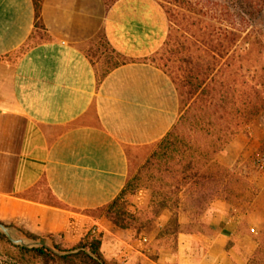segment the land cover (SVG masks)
Returning a JSON list of instances; mask_svg holds the SVG:
<instances>
[{
    "label": "crops",
    "instance_id": "crops-1",
    "mask_svg": "<svg viewBox=\"0 0 264 264\" xmlns=\"http://www.w3.org/2000/svg\"><path fill=\"white\" fill-rule=\"evenodd\" d=\"M39 22L33 0H0V222L69 248L101 235L109 264H245L240 235L188 229L184 213L173 242L102 213L136 152L180 115L176 84L152 61L170 30L160 2L43 0Z\"/></svg>",
    "mask_w": 264,
    "mask_h": 264
},
{
    "label": "rangeland",
    "instance_id": "rangeland-1",
    "mask_svg": "<svg viewBox=\"0 0 264 264\" xmlns=\"http://www.w3.org/2000/svg\"><path fill=\"white\" fill-rule=\"evenodd\" d=\"M158 1L167 13L170 30L152 61L176 84L180 115L164 139L136 152L127 186L112 211L128 212L127 222L138 232L171 234V242L180 230L175 215L184 213L181 218L187 228L199 233L212 236L223 228L234 231L240 235L234 237V244L245 264H264L262 254L252 260L264 235V110L252 116L248 110L255 101L246 102L238 116L220 107L215 110L208 95L211 75L198 90L191 88L188 79L191 63L199 61L214 67L215 73L220 69L218 81H235L250 98L255 91L264 95L260 87L263 45L245 55L248 42L258 41L264 33V17L246 25L242 0ZM97 50L102 55L107 52L103 39L98 41ZM89 52L97 58L95 50ZM184 114L187 119L182 124ZM224 140L229 142L221 147ZM106 211L104 208L102 213ZM167 216V227H160ZM237 260L235 264H239ZM0 264L71 263L21 252L0 237Z\"/></svg>",
    "mask_w": 264,
    "mask_h": 264
},
{
    "label": "trees",
    "instance_id": "trees-1",
    "mask_svg": "<svg viewBox=\"0 0 264 264\" xmlns=\"http://www.w3.org/2000/svg\"><path fill=\"white\" fill-rule=\"evenodd\" d=\"M104 1L106 5L109 6L114 2H116L117 0H104ZM33 3L36 10V17L38 19V26H40L39 21L41 18L43 0H33ZM242 5H243L242 9L244 13L243 22L246 25H251L252 20L255 18L261 19L264 17V0H242ZM250 36L251 34L248 33L247 40H249ZM233 41H231L230 43H232ZM247 45L248 48H246L245 50V55H250L253 49L254 48L258 49L260 45L261 46L263 45L264 48V33L261 32L258 41H253V42L249 41ZM190 67L191 68L190 71L188 72V79H190V86L193 90L200 89L202 85L206 84V81L211 75V77L209 78L210 80L209 83L212 86V89L208 95L212 99L210 105L213 106L215 110L220 107L224 112H227L229 115L238 116L242 114L241 113V111H243L242 108H244L247 105V103L252 104L253 101H255V104L248 110L252 116L258 115L260 111L264 110V95L259 96V91L254 92L253 86L249 87L250 89H253L252 92H254V97L250 98L251 96L246 95L244 91L240 90L236 86L235 81H230V82L225 80L218 81L217 76L221 72L220 69L217 71V73H215L214 67L210 68V65L209 66L201 65L199 61H194L193 63H191ZM262 71L264 72V67L262 68ZM260 87L264 89V78L261 79ZM221 89H225V90H221ZM190 95H192V93H190ZM186 119L187 117L184 114V116H182L181 118L182 124L183 122L186 121ZM228 142H229L228 140H224L221 144V147L226 146ZM118 200L119 197L112 204L106 207L107 211L105 215L117 226L124 229L131 228L130 224L127 222V220L130 219V214L128 212L124 210L117 212L112 211L113 207L116 205ZM19 232L22 237H27L32 240L46 241L50 244V246H52L54 249L60 252H66L70 249L79 248V247L85 248L86 251H80L74 254L59 256L45 247L29 249L12 244L4 234H0V237L6 238L12 244V246L17 248L21 252H33L40 257L46 258L47 260H60L63 262H70L71 264H77V262H79L80 264H109L105 260L101 251V246H102L101 235L94 236L88 241L81 242L69 248L62 246L63 244L61 245L59 239H57L53 234H44L38 236L21 229H19ZM261 254L263 255L262 258L264 261V235L256 252L254 253L255 256H253L252 260L255 257L257 259V256L258 255L261 256Z\"/></svg>",
    "mask_w": 264,
    "mask_h": 264
},
{
    "label": "water",
    "instance_id": "water-1",
    "mask_svg": "<svg viewBox=\"0 0 264 264\" xmlns=\"http://www.w3.org/2000/svg\"><path fill=\"white\" fill-rule=\"evenodd\" d=\"M0 233L4 234L8 238V240L16 246L25 247L29 249L45 247L59 256L74 254L80 251H86L85 248L79 247L70 249L66 252H60L50 246V244L46 241L32 240L30 238L20 236L18 230L15 227L4 224L2 222H0Z\"/></svg>",
    "mask_w": 264,
    "mask_h": 264
},
{
    "label": "built area",
    "instance_id": "built-area-1",
    "mask_svg": "<svg viewBox=\"0 0 264 264\" xmlns=\"http://www.w3.org/2000/svg\"><path fill=\"white\" fill-rule=\"evenodd\" d=\"M252 231L255 232V228H252Z\"/></svg>",
    "mask_w": 264,
    "mask_h": 264
}]
</instances>
